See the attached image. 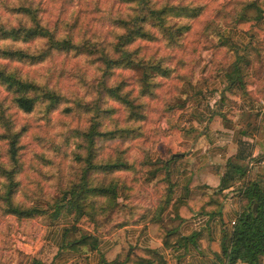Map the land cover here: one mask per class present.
<instances>
[{"label":"clouds","instance_id":"obj_1","mask_svg":"<svg viewBox=\"0 0 264 264\" xmlns=\"http://www.w3.org/2000/svg\"><path fill=\"white\" fill-rule=\"evenodd\" d=\"M0 264H264V0H0Z\"/></svg>","mask_w":264,"mask_h":264}]
</instances>
